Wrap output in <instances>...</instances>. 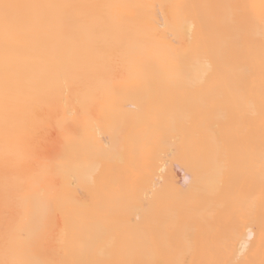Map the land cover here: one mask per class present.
<instances>
[{"label": "bare ground", "instance_id": "6f19581e", "mask_svg": "<svg viewBox=\"0 0 264 264\" xmlns=\"http://www.w3.org/2000/svg\"><path fill=\"white\" fill-rule=\"evenodd\" d=\"M0 264H264V0H0Z\"/></svg>", "mask_w": 264, "mask_h": 264}, {"label": "snow or ice", "instance_id": "6c2138e0", "mask_svg": "<svg viewBox=\"0 0 264 264\" xmlns=\"http://www.w3.org/2000/svg\"><path fill=\"white\" fill-rule=\"evenodd\" d=\"M248 239H251V235L249 234Z\"/></svg>", "mask_w": 264, "mask_h": 264}]
</instances>
